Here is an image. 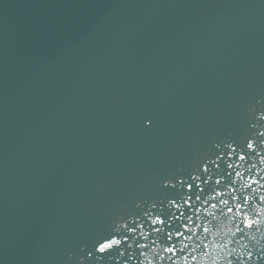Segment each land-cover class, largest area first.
Returning a JSON list of instances; mask_svg holds the SVG:
<instances>
[{
	"label": "water",
	"instance_id": "obj_1",
	"mask_svg": "<svg viewBox=\"0 0 264 264\" xmlns=\"http://www.w3.org/2000/svg\"><path fill=\"white\" fill-rule=\"evenodd\" d=\"M99 1L0 0V264H23L21 249L13 253L12 245L29 239L38 240L43 249L49 246L46 252H50L45 255L48 260L32 257L26 259L29 264H108L107 261L119 264L128 258L143 259L150 264H179L160 258L142 244L168 241L172 246L176 238L173 234L182 232L184 225L183 233L210 230L202 238L210 235L201 247V262L207 261L208 255L218 258L220 253L240 249L248 256L246 264H264V192L251 214L240 213L244 219L237 216L220 222L216 203L203 200L220 189L216 185L210 189V183L220 177L235 189L229 181L230 172L235 169L237 175L247 174L234 164L236 151H232V158L222 161L224 167L215 169L209 165L205 143L199 147L189 144L190 140L210 142L212 135L216 137L213 149L218 153L225 149L224 142L246 149L249 136L255 135L260 140L264 134V0H141L143 4L132 0L134 6L129 8H133H124L123 16L130 19L133 14L139 23L127 41L120 44L124 55L107 37V30L112 27H107L97 13L95 4ZM199 2L210 10L217 8L216 13L202 20ZM39 13L40 16L34 17ZM29 19L32 20L25 26L38 27L41 22L45 29L43 42L33 39L45 50L37 52L36 61L31 60L30 64L40 66L36 67L41 74L38 81L24 70L26 64L17 60L13 50L19 53L20 47L10 42L14 39L11 21L18 27ZM149 34L153 39L145 37ZM5 47L8 59L3 60ZM131 50L143 52L133 51L132 54L136 53L133 57L127 54ZM175 52L183 67L174 61ZM55 59L57 63L52 64ZM93 70H98L100 77ZM199 70L201 77L187 75ZM59 78L70 79L65 82L69 88L77 81L87 80L104 90L108 96L99 97L100 113L95 120L105 129L107 123L115 128L116 137L112 141L115 148L109 153H103L106 146L95 143L102 140L107 141L104 144L111 143L97 128V122L82 133L83 139L89 137V144L76 170L90 182L89 171L98 167L97 159L106 156L114 161L116 175L122 177L125 172V177L118 181L117 176L109 180L102 175L87 190L71 186L69 193L59 198L64 209L58 205L49 211L40 210L41 203L35 202L39 195L34 192L31 178L25 177L13 185L7 176L11 159L27 175H54L55 171L50 172L48 167L61 163L66 150L76 155L74 166L79 162V147H69L71 136L67 137L66 130L57 124L47 125L51 133L64 132L67 142L55 143L53 135L47 132L34 135V124H28L26 130L27 124L20 123L33 118L41 123L43 116L66 121L64 116L46 109L51 105L50 98L58 94L60 88L53 95ZM171 81L183 82V88L177 89L180 85ZM148 90L156 93L155 101L145 93L141 96ZM173 95L182 97L177 100ZM140 102L142 110L137 107ZM177 102L187 103L193 109L188 106L178 109L174 107ZM72 116L70 113L67 121ZM253 120H257L256 129L250 127ZM164 126L169 131L177 127L172 138ZM19 128L26 162L13 149L10 153L15 156L11 157L7 148L6 134ZM159 138L165 140L158 143ZM257 142L255 149L260 148ZM18 153L23 154L21 150ZM242 154L253 161L250 155L253 153L245 150ZM262 156L264 152L260 151L259 159ZM204 168L211 173L206 178L211 180L209 185L201 173ZM100 171L103 173L101 168ZM56 172L64 173L59 168ZM261 176L264 180V171ZM18 195H23L19 206H13L12 201ZM114 197L124 212L112 217L106 205ZM182 199L184 202H180ZM221 205L222 213L236 210L235 205L227 206L224 202ZM58 211L60 215H56ZM154 221L162 223L159 226ZM182 236L189 246L193 235H189L191 240L185 234L179 235ZM198 237L199 246L204 240Z\"/></svg>",
	"mask_w": 264,
	"mask_h": 264
}]
</instances>
